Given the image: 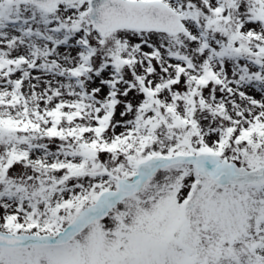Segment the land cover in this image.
<instances>
[{
    "label": "snow or ice",
    "instance_id": "6c2138e0",
    "mask_svg": "<svg viewBox=\"0 0 264 264\" xmlns=\"http://www.w3.org/2000/svg\"><path fill=\"white\" fill-rule=\"evenodd\" d=\"M0 264H264V0H0Z\"/></svg>",
    "mask_w": 264,
    "mask_h": 264
}]
</instances>
